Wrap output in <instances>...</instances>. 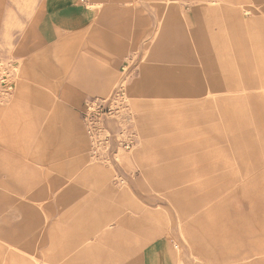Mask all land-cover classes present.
Masks as SVG:
<instances>
[{
	"label": "rangeland",
	"instance_id": "obj_1",
	"mask_svg": "<svg viewBox=\"0 0 264 264\" xmlns=\"http://www.w3.org/2000/svg\"><path fill=\"white\" fill-rule=\"evenodd\" d=\"M67 2L0 0V264H264V0Z\"/></svg>",
	"mask_w": 264,
	"mask_h": 264
},
{
	"label": "crops",
	"instance_id": "obj_2",
	"mask_svg": "<svg viewBox=\"0 0 264 264\" xmlns=\"http://www.w3.org/2000/svg\"><path fill=\"white\" fill-rule=\"evenodd\" d=\"M107 1H108V3L116 2L119 6L121 4H125L127 0H112V2H111V0H107ZM76 2H77V0H70V2H67L65 5H62L60 7L53 8V9H48V7L46 5V10H47L48 14L52 17V19L54 21H56V23L60 22L63 24L72 15H74L75 8L77 7ZM113 9H115V7L109 6L107 8H103L101 11H103L104 15H108V13L110 11H112ZM98 10H99L98 12H100V9H98ZM211 12L214 13L215 12L214 9H211ZM135 88L139 90V86H136ZM123 190H125V189H123ZM122 191L121 190L118 191V195L122 198H124V197L126 198V196H124V193ZM127 192H128V190H127ZM37 193H38V190L35 192V194H32L31 198H33ZM108 193L113 194V192L110 191V189H109ZM127 198L131 199V202L133 201L130 193H128ZM199 224H197V222L195 223V227H196L197 231H201L203 233H206L205 229H210V226H208V224H200V225ZM154 246L156 247V249L150 248V249L145 251L144 258H143V260H144L143 264H175L174 258H172L169 251L167 250V248L164 246L163 243L157 242L154 244Z\"/></svg>",
	"mask_w": 264,
	"mask_h": 264
},
{
	"label": "built area",
	"instance_id": "obj_3",
	"mask_svg": "<svg viewBox=\"0 0 264 264\" xmlns=\"http://www.w3.org/2000/svg\"><path fill=\"white\" fill-rule=\"evenodd\" d=\"M85 1V0H82ZM102 99V100H101ZM96 100V104H101L102 102H110L111 107L114 106L113 111H117L119 109L118 105L119 103H121L122 98V94L120 92V90H118L116 93L112 94L111 96H109V98H101ZM122 105V103L120 104V106ZM123 106V105H122ZM110 107V110H112ZM90 109V108H89ZM88 127H89V134L91 136V138L93 139L94 142H99L97 136L99 133V127L97 125L96 121H88ZM132 142H128L126 145L129 147L131 145Z\"/></svg>",
	"mask_w": 264,
	"mask_h": 264
},
{
	"label": "bare ground",
	"instance_id": "obj_4",
	"mask_svg": "<svg viewBox=\"0 0 264 264\" xmlns=\"http://www.w3.org/2000/svg\"><path fill=\"white\" fill-rule=\"evenodd\" d=\"M112 6L113 7H115V8H117L118 7V4L116 3V2H113L112 3ZM103 9V8H102ZM101 14H103L104 15V13H103V11H101L100 12ZM73 16V15H72ZM85 22V21H84ZM71 35V34H70ZM72 35H73V33H72ZM80 38V37H79ZM98 38V40H101V36H100V38L99 37H97ZM79 50V49H78ZM79 52V51H78ZM118 52H119V50H118ZM76 57V56H75ZM149 73V72H148ZM148 84V83H147ZM150 84V83H149ZM151 85V84H150ZM166 86V85H165ZM156 89H158L157 87H156ZM156 91H158V90H156ZM155 91V92H156ZM165 91H167V89L165 90ZM90 171H92L93 169L94 170H96V180H98L99 182H104V176H103V174L106 172V171H104V169L102 168V166H100V165H98V164H92V165H90ZM123 193H124V196H126V198L128 197V192H127V190H123L122 191ZM35 196H37V195H35ZM128 199V198H127ZM99 210V211H101V210H104V208L103 207H98V208H95V207H91V209H90V211H96V210ZM108 230V229H107ZM61 248H60V253H61V255H60V258L62 257V256H64V254H63V251H64V248H65V245H64V243H62L61 245Z\"/></svg>",
	"mask_w": 264,
	"mask_h": 264
}]
</instances>
